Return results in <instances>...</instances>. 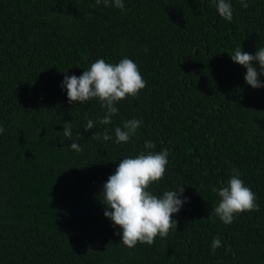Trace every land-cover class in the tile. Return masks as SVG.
Returning <instances> with one entry per match:
<instances>
[{"label": "trees", "instance_id": "trees-1", "mask_svg": "<svg viewBox=\"0 0 264 264\" xmlns=\"http://www.w3.org/2000/svg\"><path fill=\"white\" fill-rule=\"evenodd\" d=\"M124 2L120 10L96 0H0V264H264V87L247 85L229 54L264 46V0L247 8L232 0L231 22L212 0ZM123 56L145 87L118 103L110 124L85 131L86 118L103 111L95 99L68 103L63 77ZM131 118L143 123L127 143L92 136ZM65 121L79 153L63 137ZM145 140L168 151L149 190L182 186L187 203L173 214L177 228L128 248L99 194ZM234 167L258 208L226 225L212 215L213 188ZM214 236L222 244L213 252Z\"/></svg>", "mask_w": 264, "mask_h": 264}, {"label": "clouds", "instance_id": "clouds-1", "mask_svg": "<svg viewBox=\"0 0 264 264\" xmlns=\"http://www.w3.org/2000/svg\"><path fill=\"white\" fill-rule=\"evenodd\" d=\"M96 3L111 5L120 10L125 8L124 0H96ZM239 3L242 8H247L249 0H239ZM212 4L222 19L232 21V0H212ZM143 51L148 52V48L145 46ZM229 54L234 63L246 69L244 80L247 85L253 88L264 87V80L260 79L264 76V46L257 47L254 54L237 46ZM83 69L79 76L65 75L60 87L70 104H83L92 99L99 103L103 114L96 121L86 118L83 127L85 131L93 129L96 123L110 124L119 111L118 103L126 97L138 96L146 85L138 65L128 56H123L116 63L97 58ZM142 123L141 119H126L111 131L104 128L101 132H93L92 136L124 144L135 136ZM4 131L0 125V134ZM62 133L65 138H73L72 125L68 121L63 123ZM68 147L77 153L82 151V145L74 138ZM154 148V142L145 140L143 151L122 157L115 171L103 183L99 194L105 206L104 216L111 221L113 228L119 226L116 234L120 237V243L128 248L135 247L137 243L151 245L157 236L164 237L170 228H177L173 214L178 213L187 203L182 186L164 190L159 195L149 190L151 183L163 178L168 164L167 149L153 151ZM232 173L221 187L213 188L218 195V202L212 209V215L226 225L231 224L237 214L258 208L255 193L241 179L239 169L234 167ZM221 244V238L214 236L210 250L214 252Z\"/></svg>", "mask_w": 264, "mask_h": 264}]
</instances>
